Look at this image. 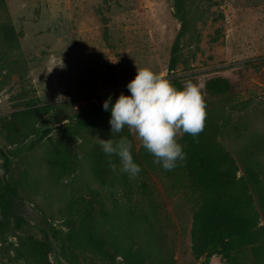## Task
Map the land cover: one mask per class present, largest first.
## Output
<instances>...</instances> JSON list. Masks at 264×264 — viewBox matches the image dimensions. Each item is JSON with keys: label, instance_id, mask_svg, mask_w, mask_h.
<instances>
[{"label": "rangeland", "instance_id": "1", "mask_svg": "<svg viewBox=\"0 0 264 264\" xmlns=\"http://www.w3.org/2000/svg\"><path fill=\"white\" fill-rule=\"evenodd\" d=\"M137 67L177 88L196 84L205 109L218 112L217 140L240 174L250 158L264 182V0H0V119L37 102L71 101L70 112L101 106L109 94L130 95ZM223 78L235 89L230 98L210 93ZM38 118L30 114L22 143L0 130V264H129L136 251L147 264H264L255 244L227 260L211 252V222L193 242L184 182L136 156L143 146L127 127L117 136L129 139L145 168L135 179L106 173L98 156V137L110 138V124L66 140L51 126L37 133ZM209 128L204 119L196 141L203 152L214 149ZM192 139L177 135L182 146ZM63 147L74 163L68 174L54 165V150ZM257 206L264 224L258 197ZM218 209L234 231L244 227L239 198ZM85 223L109 257L91 249Z\"/></svg>", "mask_w": 264, "mask_h": 264}, {"label": "trees", "instance_id": "2", "mask_svg": "<svg viewBox=\"0 0 264 264\" xmlns=\"http://www.w3.org/2000/svg\"><path fill=\"white\" fill-rule=\"evenodd\" d=\"M177 60L176 55H174L170 66L171 71L175 70ZM227 83L228 80L224 78L214 81L215 85L210 88L212 96L227 94L226 97L230 98L235 89L232 86L228 87ZM70 104L71 101L45 104L41 102L32 103L25 110L15 112L10 117L1 118L0 130L8 141L14 144L24 142L23 130L28 127L27 122L30 119V114L39 117L40 125L37 133L41 129L51 126L53 129L62 130L63 137L66 140H71L74 137H85L90 132L108 126L110 112L103 110L102 105L82 111L71 109L68 112ZM205 113V119L210 122L211 146L214 149L210 148L207 152L200 150L201 148L196 142L200 139L199 134L198 137H193L192 140H188V143L185 142L183 145L186 158L179 162L174 169L167 170L179 178L181 183L184 182L182 184V189L185 190L183 194L187 197L193 214L192 240L193 242L200 240L201 227L205 224L204 222L206 221L208 225L211 222L212 225L209 227L215 237V241H213L215 245L210 248L211 252L220 253L227 260L240 251L242 247L255 244L254 253L262 263L261 261H264V224L260 221L261 214L257 206L258 197L260 207L264 210V182L261 178V172L255 167L253 160L248 158L244 162V172L240 174V166L235 157L224 147L221 141L217 140L222 134L218 123V112L216 110L210 111L207 107ZM64 121L67 122L61 125ZM97 150L98 156L103 158L106 173L109 174L112 169L108 164V157L101 151L99 144ZM67 151L66 147L54 150V165L61 174H68L72 165H74ZM136 156L142 157L150 168L164 170L153 163V156L144 147ZM136 156H133L134 160ZM114 162L118 164V160L114 159ZM220 163L224 168L222 170L218 167ZM141 170L144 171L145 168L141 167ZM147 187V184L143 182L141 189L144 194ZM235 198L241 200L245 217V225L238 231L231 228L232 223L229 220L223 222L224 212L218 209L223 199L233 200ZM218 199L219 201H217ZM88 215L90 216L89 212ZM143 217L147 219V216ZM143 217H141V221H143ZM85 230L91 249L102 257H109L110 254L105 248L106 242L94 237V226L85 223ZM70 235L74 236L73 233ZM194 249L197 251L201 248L194 247ZM129 256L131 258L129 264H147L142 253L138 251L129 252Z\"/></svg>", "mask_w": 264, "mask_h": 264}, {"label": "clouds", "instance_id": "3", "mask_svg": "<svg viewBox=\"0 0 264 264\" xmlns=\"http://www.w3.org/2000/svg\"><path fill=\"white\" fill-rule=\"evenodd\" d=\"M126 87L130 95L121 92L113 102L109 94L102 104L103 110L110 112L111 135L108 139L98 137V144L110 168L129 179L141 172L132 155V143L125 136H117L127 127L153 156L154 164L164 170L174 169L186 158L178 133L196 138L204 127L205 105L199 88L191 81L177 88L148 67H137Z\"/></svg>", "mask_w": 264, "mask_h": 264}]
</instances>
